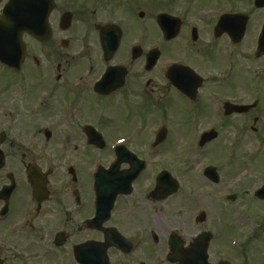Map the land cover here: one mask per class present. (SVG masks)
<instances>
[{"label":"flooded vegetation","instance_id":"1","mask_svg":"<svg viewBox=\"0 0 264 264\" xmlns=\"http://www.w3.org/2000/svg\"><path fill=\"white\" fill-rule=\"evenodd\" d=\"M46 20L0 30V264H264V0Z\"/></svg>","mask_w":264,"mask_h":264},{"label":"water","instance_id":"2","mask_svg":"<svg viewBox=\"0 0 264 264\" xmlns=\"http://www.w3.org/2000/svg\"><path fill=\"white\" fill-rule=\"evenodd\" d=\"M19 2L20 0H14L10 7H6L0 24H5L9 30H12L9 28V19L14 18V21L11 22L16 30H25L37 35L45 24V16L42 11L47 7V3L44 0H26L24 4L18 5Z\"/></svg>","mask_w":264,"mask_h":264},{"label":"bare ground","instance_id":"3","mask_svg":"<svg viewBox=\"0 0 264 264\" xmlns=\"http://www.w3.org/2000/svg\"><path fill=\"white\" fill-rule=\"evenodd\" d=\"M13 17H14V16H13ZM9 20H10V22H11V21H14V18H10Z\"/></svg>","mask_w":264,"mask_h":264}]
</instances>
